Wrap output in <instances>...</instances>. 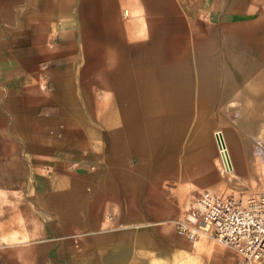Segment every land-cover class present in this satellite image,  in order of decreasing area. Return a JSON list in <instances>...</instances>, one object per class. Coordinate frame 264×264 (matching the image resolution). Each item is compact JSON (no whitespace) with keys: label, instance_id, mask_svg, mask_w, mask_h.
Here are the masks:
<instances>
[{"label":"crops","instance_id":"1","mask_svg":"<svg viewBox=\"0 0 264 264\" xmlns=\"http://www.w3.org/2000/svg\"><path fill=\"white\" fill-rule=\"evenodd\" d=\"M66 5L49 8L33 0L26 8L19 40L31 41L32 67L11 50L0 56L5 110L14 118L35 116L46 128L26 142L30 170L48 173L29 185L32 196L14 215L23 218L24 227L0 232L11 238L0 242V264H143L148 251H160L165 237L131 224L169 219L152 210L150 218H130L119 208L137 200L150 209L178 207L188 198L178 193L189 191L194 198L223 183L215 167L214 121L194 124V115L209 117L222 77L216 71L206 77L211 81L199 84L198 64L207 56L200 49L215 47L222 28L264 26L260 0H81L75 8L69 0ZM177 26H184L197 60L177 56ZM14 60L20 65L13 69ZM178 64L190 69L181 113ZM38 70L47 88L41 101L20 92ZM34 159L44 162L35 165ZM69 163L81 168L70 170ZM114 208L120 215L104 219ZM106 221L124 225L99 230ZM228 254L237 263L236 254Z\"/></svg>","mask_w":264,"mask_h":264},{"label":"rangeland","instance_id":"2","mask_svg":"<svg viewBox=\"0 0 264 264\" xmlns=\"http://www.w3.org/2000/svg\"><path fill=\"white\" fill-rule=\"evenodd\" d=\"M78 1L81 0H72L71 6L75 8ZM32 3L33 0H0V56H8V50H11L18 60H23L25 63L27 62L28 68L32 67L31 64L35 59V55L32 53L31 41H27L26 44L23 43V41L21 43V38L19 37L20 34H24V31L20 30V28H24L23 25L25 21L28 20V15L25 14L26 8L30 7ZM68 3L69 0H38V5L49 8L55 6L64 7L67 6L66 4ZM260 4L262 15L264 16V0H260ZM142 33L143 32H140V37H146V35ZM32 34L33 31L31 28L27 32V35L31 38ZM187 37L184 26H177L176 43L178 46H176V50L179 53L176 51V54L178 57L186 56V60H197L195 53L196 48L191 45ZM225 38H228V41H225ZM14 39H17L16 42L18 43L14 42ZM2 44L5 46H2ZM9 44L10 46H8ZM231 45L232 47H230ZM257 48H259L260 52ZM228 50L231 51V55L227 53ZM209 53H212V51ZM214 55L215 57L216 55L218 56V58L216 57L218 61L215 68H210L211 73L208 76L216 71H219L222 75L219 85L218 101L213 108L209 110V117L205 115L203 116L204 118H200L199 115L195 118L196 115H194V124L198 119L207 121L208 118L213 120L215 124L212 133L216 145L215 167L218 170L219 176L223 178V183L219 185L215 192H241L245 195L264 194V107L262 108L261 106V109L255 107L258 105L257 103L261 102L264 98V75L262 74V77L256 74L249 75V68L247 66V64L250 63L251 60L254 61L258 55H260V58L257 57L258 60L261 59L262 62L264 60V26H229L220 29L218 31V40L215 42ZM234 57H237V59ZM209 62L211 63V61ZM19 63L20 62L14 60V62L9 65L14 69L16 66L20 65ZM238 63L240 65H238ZM227 66L230 69L229 76L227 74ZM238 66L241 68H238ZM245 78H247V80ZM208 80L211 81L210 77ZM245 80L248 81V83ZM3 81L5 80L0 78V90H2L1 82ZM26 81L27 88L22 91L20 90V92H23L22 95L29 99L32 98L41 101L47 88L40 71L38 70L30 74ZM251 81L252 83L250 84ZM227 82H231V87H228ZM199 84L205 85V83H200V79ZM248 84L252 90L249 89L250 87L247 88ZM254 87L257 89L260 88V90L258 89L259 92L257 91V96L252 92ZM235 88L236 90H233ZM245 88L248 90L246 91ZM236 91L238 92L236 93ZM258 97L259 99H257ZM7 98L8 96L1 94L0 91V129L2 128L0 130V232L14 231L19 225L24 227L25 223L23 222V218L18 216L17 220H15L14 215L16 212L19 214V211L23 209L28 199L31 198L33 187L30 188L29 185L40 182L42 175L48 174L46 171L39 169V167L36 170H30L29 164L31 162V157L27 150L30 143H26V138L29 140L30 138L31 140H37L38 135L41 134V130L46 128L38 121L35 123V116L29 117L28 120L10 116L5 110V101L8 100ZM243 98H246L245 101H243ZM252 101L255 106H253ZM253 107L254 109H252ZM206 113L208 112L204 114ZM216 132H222L224 135L225 144L228 148L227 154L233 165V170L231 172L224 168L215 139ZM49 134L51 135L52 133ZM46 136L48 135L46 134ZM11 161L13 164L10 163ZM33 162L35 165H40L44 161L34 159ZM78 167L73 163L67 165V168L70 170H78ZM178 194H185L188 196V198H185L184 202L183 200L181 201L182 203L178 207H158L150 209L138 204L139 201L137 200L133 203V206L129 205L128 207L119 208L120 212L125 213V215H128L130 218H150L152 215H149V211L152 210V212L160 211V213H157L158 215L162 213L166 216V219H169L168 222H135L131 224L138 227L142 226V229L150 231H161L162 235L165 237L164 240L162 239L160 251H148L145 255L146 259L143 264H194V258L197 257L200 260L198 264H237L234 259L229 257L228 252L230 249L222 246L215 240L201 237L197 242H188L176 233L174 221L184 216L194 196V193L189 194V191ZM115 211L116 208H114L113 214H106L104 219L110 221L115 215H120V212L115 214ZM153 215L155 216L156 214ZM161 217H163V215H161ZM109 221L100 224L99 230H109L124 225ZM93 229H89L88 231H92ZM210 250L212 252H207ZM204 251H206V253Z\"/></svg>","mask_w":264,"mask_h":264},{"label":"built area","instance_id":"3","mask_svg":"<svg viewBox=\"0 0 264 264\" xmlns=\"http://www.w3.org/2000/svg\"><path fill=\"white\" fill-rule=\"evenodd\" d=\"M215 139L224 168L231 172L223 133L216 132ZM175 230L188 242L215 240L236 254L237 264H255L264 259V194L204 190L175 222Z\"/></svg>","mask_w":264,"mask_h":264},{"label":"bare ground","instance_id":"4","mask_svg":"<svg viewBox=\"0 0 264 264\" xmlns=\"http://www.w3.org/2000/svg\"><path fill=\"white\" fill-rule=\"evenodd\" d=\"M183 32V31H182ZM144 37V36H143ZM182 38V37H181ZM180 39V38H179ZM228 39V38H227ZM226 38H225V41L227 40ZM228 41V40H227ZM184 42V41H183ZM207 42V41H206ZM230 42V41H229ZM214 43V42H213ZM227 43V42H226ZM210 44V43H209ZM212 44V43H211ZM233 44V43H232ZM225 45V44H224ZM178 46V45H177ZM181 47V46H180ZM224 47V46H223ZM230 47H232V45L230 46ZM239 47V46H238ZM258 47V46H257ZM226 48V47H225ZM164 49V48H163ZM185 49V48H184ZM258 49V51H259V48H257ZM177 51V50H176ZM200 51H202V52H205V55H207V56H205V58L203 59V61L202 62H200L199 64H198V72H199V76H200V83H205L206 84V81H209L206 77L211 73V71H210V68L212 67V68H215V66H216V63H217V61H218V59H216V57L218 58V56L216 55V57H215V55H213V57L211 56V54H209V52H211V51H215V47L213 46V44L212 45H208V46H205V47H202L201 49H200ZM233 51V50H232ZM164 52V51H163ZM178 52V51H177ZM238 52V51H237ZM260 52V51H259ZM179 53V52H178ZM227 53L229 54V55H231V51H227ZM240 53V52H239ZM262 53H263V51H262ZM209 54V55H208ZM227 54V55H228ZM235 55V54H234ZM208 56H209V59H208ZM210 56H211V59H210ZM235 56H237V55H235ZM262 56V55H261ZM233 57V56H232ZM239 57V56H238ZM255 57V56H254ZM258 58H260V55H258L257 56ZM257 57L254 59V61H252L251 60V62L250 63H248L247 64V66H248V68H249V75L250 74H256L257 76H261L262 77V74L264 75V60H263V62L261 61V59H257ZM235 58V57H234ZM233 58V59H234ZM246 58V57H245ZM232 59V60H233ZM235 59H237V57L235 58ZM241 59V58H240ZM209 61H211V63L209 62ZM208 62H209V64H208ZM235 62V61H234ZM233 62V63H234ZM232 63V64H233ZM224 65H226V64H224ZM234 65V64H233ZM238 65H240L239 63H238ZM246 65V64H245ZM235 66V65H234ZM227 68H228V76H229V71H230V69H229V67L227 66ZM238 68H241V67H239L238 66ZM244 68V67H243ZM246 68V67H245ZM154 69V68H153ZM177 70H176V83H177V92H176V99H177V108H178V112H180L181 113V111L184 109V106H185V104H186V101H185V98H186V91H187V89H188V87H189V81H190V78H189V72H190V69H189V67L188 66H183V65H180V64H178L177 65V68H176ZM193 69V68H192ZM241 70V69H240ZM239 70V71H240ZM243 70V69H242ZM226 71V72H227ZM150 73V72H149ZM243 73V72H242ZM241 74V73H240ZM246 74V73H245ZM242 75V74H241ZM244 75V74H243ZM255 76V75H254ZM153 77V76H152ZM227 77V76H226ZM247 77V76H246ZM139 79H141L140 77H139ZM152 79V78H151ZM205 79V80H204ZM234 79V78H233ZM246 80H247V78H245ZM154 80H155V78H154ZM230 80H231V78H230ZM230 80H228V81H230ZM245 80V81H246ZM134 81V80H133ZM253 81V80H252ZM252 81L250 82V84L252 83ZM256 81V80H255ZM257 81H259V80H257ZM108 82V81H107ZM112 82V81H111ZM153 82V81H152ZM156 82H157V80H156ZM226 82V81H225ZM247 83H248V81H246ZM228 84V87H231V82H227ZM246 83V84H247ZM257 83V82H256ZM141 84V83H140ZM109 85V84H108ZM157 85V84H156ZM235 85V84H234ZM233 85V86H234ZM252 85H254V84H252ZM256 85V84H255ZM105 86V85H104ZM153 86V85H152ZM238 86V85H237ZM259 86V85H258ZM140 87V86H139ZM250 87V85L248 84V87L247 88H249ZM129 88V87H128ZM155 88V87H154ZM154 88H153V91H154ZM239 88V87H238ZM229 89H231V88H229ZM249 89H251V87L249 88ZM254 90L252 91V92H254V95L255 96H257V91H258V89L260 90V88H256V87H254L253 88ZM61 90V89H60ZM233 90H236V88L235 89H233ZM245 90H246V88H245ZM248 90V89H247ZM246 90V91H247ZM252 90V89H251ZM138 91H139V89H138ZM238 91H240V90H238ZM238 91H236V93L238 92ZM126 92V91H125ZM249 92V91H248ZM259 92V91H258ZM66 93V92H65ZM139 93V92H138ZM154 93V92H153ZM158 94H159V92H157ZM234 93V92H233ZM232 93V94H233ZM115 94V93H114ZM158 94H157V96H158ZM252 94V93H251ZM261 94V93H260ZM123 95V94H122ZM125 95V94H124ZM229 95V94H228ZM238 95V94H237ZM264 95V94H263ZM126 96V95H125ZM252 96H253V94H252ZM230 97V96H229ZM232 97V96H231ZM243 97H246V96H243ZM225 98V97H224ZM262 98H263V96H262ZM158 99V98H157ZM246 99V98H245ZM245 99L243 98V101H245ZM248 99V98H247ZM257 99H259V97L257 98ZM63 100V99H62ZM260 100H261V98H260ZM131 101V100H130ZM239 101H241V100H239ZM249 101V100H248ZM247 101V102H248ZM258 101V100H257ZM70 102V101H69ZM72 103H73V101H72ZM241 103V102H240ZM245 103V102H244ZM254 102L252 101V104H253ZM74 104V103H73ZM258 105L257 106H255V104H253V106H255V107H258V109H261V106H262V108L264 107V98H263V100L261 101V102H258L257 103ZM75 106V105H74ZM244 106H246V105H244ZM250 106V105H249ZM71 107H72V104H71ZM242 107H243V105H242ZM181 109V110H180ZM252 109H254V107L252 108ZM251 109V110H252ZM4 110V109H3ZM69 110V109H68ZM24 111V110H23ZM247 111V110H246ZM20 112V111H19ZM252 112V111H251ZM124 114V113H123ZM27 117V116H26ZM31 117V116H30ZM97 117V116H96ZM22 118V117H21ZM29 118V117H28ZM35 118V117H34ZM61 119V118H60ZM63 119V118H62ZM35 120V119H34ZM76 121V120H75ZM4 122V121H3ZM15 122V121H14ZM78 122H79V120H78ZM77 122V123H78ZM98 122V121H97ZM16 123V122H15ZM35 123H36V121H35ZM76 123V124H77ZM3 124V123H2ZM72 124V123H71ZM81 124V123H80ZM23 125H24V123H23ZM132 126V125H131ZM2 129V128H1ZM0 129V130H1ZM6 130V129H5ZM25 130V129H24ZM48 131H49V129H48ZM110 131V130H109ZM45 132V131H44ZM71 132V131H70ZM26 133V132H25ZM24 133V134H25ZM73 133V132H72ZM114 133V132H113ZM112 133V134H113ZM24 140V139H23ZM44 142V141H43ZM27 143V142H26ZM28 144V143H27ZM42 146V145H41ZM12 150V149H11ZM6 151V150H5ZM16 152H17V150H16ZM59 153V152H58ZM1 154H2V152H1ZM17 155V154H16ZM18 156V155H17ZM14 157V156H13ZM2 158V157H1ZM15 158H17V157H15ZM19 159V158H18ZM131 159V158H130ZM230 158L228 157V154H227V160H229ZM1 160V159H0ZM15 160V159H14ZM13 160V161H14ZM230 161V160H229ZM18 162V161H17ZM10 163H12V161L10 162ZM13 164V163H12ZM16 164V163H15ZM18 165V164H17ZM16 165V166H17ZM14 167V166H13ZM232 168V167H231ZM90 193H91V191H90ZM92 195V194H91ZM84 197V196H83ZM90 197V196H89ZM90 200V199H89ZM53 201V200H52ZM63 202V201H62ZM65 202V201H64ZM67 203V202H66ZM54 204V203H53ZM60 204V203H59ZM68 204V203H67ZM73 204V203H72ZM66 206V205H65ZM78 207V206H77ZM61 208V207H60ZM73 209V208H72ZM63 212V211H62ZM61 212V213H62ZM71 213V212H70ZM65 214H68V213H65ZM62 215H63V213H62ZM61 216V215H60ZM71 216V215H70ZM94 226V225H93ZM81 227H82V225H81ZM85 227V226H84ZM94 228V227H93ZM92 229V228H91ZM203 249V248H202ZM202 249H199V250H202ZM204 250V249H203ZM203 252V251H202ZM205 253H206V251H204ZM207 252H212L211 250L210 251H207ZM187 257H189V256H187ZM123 259V258H122ZM184 261H185V258H184ZM198 261H200L199 260V258L197 257V258H194V261H193V263L194 264H198ZM180 262V261H179ZM187 262V261H186ZM185 263V262H184ZM200 263V262H199ZM181 264V263H180ZM183 264V263H182Z\"/></svg>","mask_w":264,"mask_h":264},{"label":"clouds","instance_id":"5","mask_svg":"<svg viewBox=\"0 0 264 264\" xmlns=\"http://www.w3.org/2000/svg\"><path fill=\"white\" fill-rule=\"evenodd\" d=\"M11 238L0 237V242L8 243Z\"/></svg>","mask_w":264,"mask_h":264}]
</instances>
